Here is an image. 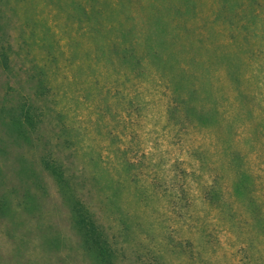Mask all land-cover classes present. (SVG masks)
<instances>
[{"label": "rangeland", "instance_id": "rangeland-1", "mask_svg": "<svg viewBox=\"0 0 264 264\" xmlns=\"http://www.w3.org/2000/svg\"><path fill=\"white\" fill-rule=\"evenodd\" d=\"M25 101L0 264H96L43 157L116 264H264V0H0V109Z\"/></svg>", "mask_w": 264, "mask_h": 264}, {"label": "trees", "instance_id": "trees-1", "mask_svg": "<svg viewBox=\"0 0 264 264\" xmlns=\"http://www.w3.org/2000/svg\"><path fill=\"white\" fill-rule=\"evenodd\" d=\"M29 101L22 102L18 109L1 106V123L6 126L18 139H31L27 125L35 127L34 115L36 114ZM9 113L10 116H7ZM9 119V120H8ZM44 169L54 176L66 201L71 204L73 226L81 237L84 250L94 259L96 264H116V251L112 247L101 225L94 219L88 207L72 191L71 183L66 178L60 163L49 157L42 158ZM2 202H0V208Z\"/></svg>", "mask_w": 264, "mask_h": 264}]
</instances>
